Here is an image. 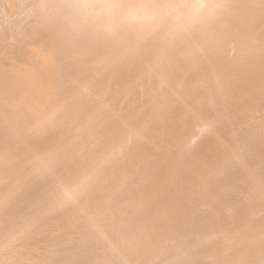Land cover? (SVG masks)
Instances as JSON below:
<instances>
[{
    "label": "bare ground",
    "instance_id": "1",
    "mask_svg": "<svg viewBox=\"0 0 264 264\" xmlns=\"http://www.w3.org/2000/svg\"><path fill=\"white\" fill-rule=\"evenodd\" d=\"M0 264H264V0H0Z\"/></svg>",
    "mask_w": 264,
    "mask_h": 264
}]
</instances>
